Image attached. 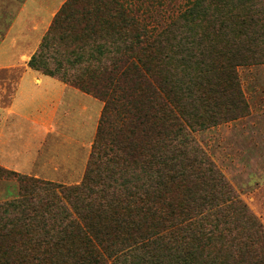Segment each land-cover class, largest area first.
<instances>
[{
	"label": "trees",
	"instance_id": "obj_1",
	"mask_svg": "<svg viewBox=\"0 0 264 264\" xmlns=\"http://www.w3.org/2000/svg\"><path fill=\"white\" fill-rule=\"evenodd\" d=\"M78 1L64 2L29 64L104 103L92 150L75 187L0 165V178H17L24 193L0 203V264H104L111 257L115 264H264L262 222L232 194L194 138L198 129L249 114L237 66L264 59V8L246 12V0H240L236 6L243 11L235 25L231 0L226 11L195 0L154 36L122 4L87 7ZM201 9L213 13L217 31L231 42L225 50L216 49L217 35L201 37L187 26ZM57 30L62 53L75 54L72 63L80 55L71 47L98 33L117 36L123 45L109 63L85 65L68 78L58 74L61 64L55 71L37 64ZM93 185L104 186L101 199L79 201L71 222L64 219L68 208L53 213L42 194L61 188L77 199L95 193ZM53 214H62L60 225L46 222ZM43 219L45 234L29 237ZM23 249L38 250L31 262Z\"/></svg>",
	"mask_w": 264,
	"mask_h": 264
},
{
	"label": "rangeland",
	"instance_id": "obj_2",
	"mask_svg": "<svg viewBox=\"0 0 264 264\" xmlns=\"http://www.w3.org/2000/svg\"><path fill=\"white\" fill-rule=\"evenodd\" d=\"M33 1L35 0H30L31 5L35 4ZM225 1L227 0H208V3L213 4V8H220L226 11ZM239 1L231 0L230 3L234 7L228 12L234 14L232 15L234 21L232 22L235 25L243 11V8L236 6ZM194 2L195 0H79L77 6L84 5L91 7L93 5H101L104 8L117 6L119 9L122 4L123 7L129 8L139 21L141 20L147 23L155 36L182 13L189 11ZM259 4L264 8V0H246L245 11L254 12L256 8L252 7H258ZM189 21L187 26L192 28L201 37L207 35L212 36L213 34L217 35L216 37L218 39L215 41L216 49L225 50L230 46L231 42L227 41L223 35V30L217 31L219 25L216 23L213 13L210 11L201 9L198 18L193 20V17H189ZM131 29L132 31H138V29L135 30L133 27ZM61 31H53L48 36L49 46L41 50L42 52L38 56L37 64L39 66L45 64V66L54 71L57 65L61 64L58 74L66 75L68 78L71 75L78 74L85 65L99 66L109 63L119 47L123 45L122 39L117 38V36L113 38L106 34L98 33L90 39L84 38L83 41L76 42L71 47L77 50L80 55L77 60L78 62L72 63L75 54H69L66 51L62 53L63 49L57 42L59 36L62 34ZM74 32L76 31L73 30L72 34ZM76 33L81 34V31H77ZM58 47L59 52H55V48ZM208 48L205 46V49ZM262 49L264 53V43ZM57 53L60 54L58 55ZM53 56H56V59ZM220 59L227 60L228 57L222 56ZM175 65L178 66L177 61H174ZM38 70L43 72L42 68ZM237 71L242 89L250 104L249 114L235 120L209 126L205 129H198L194 131V138L196 139L198 147L206 151L217 168L222 172L231 186L232 194L245 203L248 209L264 226V59H262V62L256 63H248V59H245L244 63L237 66ZM55 77L61 79L58 76ZM76 108V112L80 113L79 107ZM67 176V174L64 177L62 176L61 182L55 180L53 182L64 184V186L75 187L82 182L84 173H71V178ZM92 187L95 193H83V196H79L77 199H70L61 188H57V192H54L52 189L42 190V194L49 199L47 206H52L53 213L56 207L63 206L68 208L70 216L68 215V218H63L67 219L66 221L71 219L69 221L71 222L77 219L76 210L73 207L75 205L78 206L79 201L87 203L101 199L99 188L104 186L93 185ZM106 188L107 191H111L109 186ZM35 190H37V187ZM36 192L40 191L37 190ZM22 193L21 183L17 178H0V203L5 204L6 202L19 198L22 196ZM58 217L54 219L53 214L46 218V222L49 225H60L62 222V214ZM44 224L45 219L41 220L40 230L39 228L36 230L33 228L29 231L31 233L29 237L40 239L45 234V231H43ZM35 225L38 226L39 223H35ZM26 230H28V225H26ZM23 231L26 232L25 230ZM23 250L24 253L28 254V261L30 262L38 251L37 249L32 251ZM104 264H115V258H107Z\"/></svg>",
	"mask_w": 264,
	"mask_h": 264
},
{
	"label": "crops",
	"instance_id": "obj_3",
	"mask_svg": "<svg viewBox=\"0 0 264 264\" xmlns=\"http://www.w3.org/2000/svg\"><path fill=\"white\" fill-rule=\"evenodd\" d=\"M65 1L0 0V165L59 182L85 172L104 105L29 64Z\"/></svg>",
	"mask_w": 264,
	"mask_h": 264
}]
</instances>
